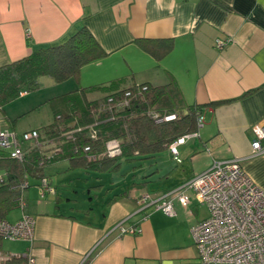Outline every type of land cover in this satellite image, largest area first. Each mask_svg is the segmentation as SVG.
Masks as SVG:
<instances>
[{
	"label": "crops",
	"instance_id": "obj_1",
	"mask_svg": "<svg viewBox=\"0 0 264 264\" xmlns=\"http://www.w3.org/2000/svg\"><path fill=\"white\" fill-rule=\"evenodd\" d=\"M83 25L107 52L82 68L83 87L96 84L93 73L108 71L107 80L132 78L129 86L164 85L175 79L188 104L221 103L203 109L205 124L199 135L179 146L185 161L194 162L193 171H184L178 164L184 159L180 156L182 161L177 162L167 150L146 161L156 167L143 173V180L135 177L138 181L130 184L129 178L121 177L115 187L108 186L109 175H101L100 183L73 186L75 197L65 196V190L46 175L54 200H38L30 209L25 198V209L8 216L12 222L23 212L35 217L33 241L16 251L2 243V250L32 253L36 264L195 261L198 250L192 227L209 216L202 217V204L193 195L187 206L172 198L174 214L169 215L155 206L140 210L141 201L161 196L209 169L214 160L233 158H242L246 172L264 189V153L252 151L253 127L264 122V0H0V66L39 47L61 43ZM217 39L229 42L218 48ZM203 151L210 162L196 171ZM143 163L137 161L135 166ZM56 164L57 171L69 169L65 160ZM155 183L167 187L153 193ZM125 219V226L133 224L135 232L122 234L115 228Z\"/></svg>",
	"mask_w": 264,
	"mask_h": 264
},
{
	"label": "trees",
	"instance_id": "obj_2",
	"mask_svg": "<svg viewBox=\"0 0 264 264\" xmlns=\"http://www.w3.org/2000/svg\"><path fill=\"white\" fill-rule=\"evenodd\" d=\"M106 54L92 31L83 25L61 43L39 47L19 60L0 66L3 122L5 106L20 97L21 92L39 89L41 77H50L56 83L70 79L77 83L75 89L51 99L65 103L69 112L55 113V121L43 132L39 130L40 144L33 142L24 147L23 160L0 148V221H10L9 214L16 208L22 209L20 198L25 200V191L32 185L31 178L37 179L40 185L47 178L44 173L47 165L65 160L69 169L118 172L124 161L145 162L164 151L172 153L171 145L178 138L199 131L198 117L203 109L221 103L188 104L175 79L164 85L145 82L127 87H120L118 80H113L104 86L109 91L106 96L91 98L89 94L93 90L103 87H83L80 83L82 68ZM127 98L128 104L119 105ZM172 113L177 115L172 121H159L155 116ZM93 133L96 135L92 136ZM112 139L117 140L121 148L120 154L115 156L106 153V144ZM85 146H90V153L84 151ZM24 183L28 185L23 187ZM4 239L0 233V253L9 257L0 264H27L26 255L10 256L2 250Z\"/></svg>",
	"mask_w": 264,
	"mask_h": 264
},
{
	"label": "built area",
	"instance_id": "obj_3",
	"mask_svg": "<svg viewBox=\"0 0 264 264\" xmlns=\"http://www.w3.org/2000/svg\"><path fill=\"white\" fill-rule=\"evenodd\" d=\"M27 36H31L30 29H27ZM228 42L229 40L217 39L216 45L218 48H223ZM27 93V91H23L21 96ZM129 94L127 93V95ZM128 103L127 98L119 105L123 106ZM155 116L159 121H172L177 117L174 113L156 114ZM204 124L205 118L202 113L198 117L199 128ZM253 130L256 139L252 143V151L253 155H258L264 153V122L255 125ZM95 135V133L92 134V136ZM198 135L199 131L186 134L171 145L176 161H182L179 146ZM39 137L38 129L18 135L15 129L3 125L0 116V148L8 150L12 157L23 160L25 150L22 143L31 140L35 144H40ZM90 150V146H85V152L90 153ZM120 152L121 148L117 140L112 139L107 142V154L115 156ZM242 161V158L214 160L209 169L194 175L161 196L142 199L140 210L147 206H155L167 214L173 215L171 199L177 198L184 206H187L191 200L190 191L200 204L209 208V216L192 227L198 258L192 262L173 264H264V189L246 172ZM27 185L28 183H24L22 186L26 187ZM40 189L41 196L54 192V188L47 178L41 181ZM20 205L23 210L27 205L23 197L20 198ZM127 221L128 219L122 220L115 227L122 234L136 231L133 224L129 227L125 226ZM35 227L36 219L25 212L15 222L0 221L1 235L13 240L33 241ZM26 256L27 264H36L32 253L26 254ZM8 257L0 253V263Z\"/></svg>",
	"mask_w": 264,
	"mask_h": 264
},
{
	"label": "rangeland",
	"instance_id": "obj_4",
	"mask_svg": "<svg viewBox=\"0 0 264 264\" xmlns=\"http://www.w3.org/2000/svg\"><path fill=\"white\" fill-rule=\"evenodd\" d=\"M93 75L94 76L91 79H93L92 81L96 83L95 85H101L103 88L93 90L89 94V96L91 98H99L106 96L109 93V91H107V89H105L104 86H108L110 81H113L114 78L111 80H107L110 79L109 77H111V74L108 71L104 72L103 74L95 72L93 73ZM106 75L107 78H105ZM40 82H41V86L39 89L34 91H29L26 95H22L18 97L17 99L11 101L5 106V112H4L5 114L3 116L4 122L3 121L2 122L3 123L7 122L9 125L15 124L16 128L15 127L11 128L8 125L7 127L10 129L15 128L18 135H22L24 132L31 131L33 129H38L40 130V132H43L44 128L51 125L55 121V113L57 111H62L64 113L69 112L68 106L65 103L64 105L61 101H59V99H56V101L53 102L51 101V99L54 97H58L64 93L70 92L72 89H75L77 87V83L73 79L62 83H56L52 78L47 76L41 77ZM118 82L120 83L119 85L120 87H127L133 83L132 78L128 80H120ZM32 143L33 141L30 140V141H24L22 144L28 146ZM206 153H207L206 151L200 152V154L202 155L199 158V160L196 162L197 164L196 171H198L200 167L202 169H206V165L210 162L209 160L210 158L207 155H205ZM164 154H170V153L167 152ZM200 154L198 156H200ZM180 156L182 157V159H184V163L182 164L178 163L179 166L180 167L184 166V171L186 170V172L188 173L190 171H193L194 169L192 168V165L194 164V162H192V160H190L189 158L188 160L185 161V156L183 152L181 153ZM136 162L137 161L135 162L124 161L121 170L119 172H110V173L105 172L106 174L102 172H97L95 170H91L89 173H86L85 169L83 168L74 169V170L67 169L64 170L63 172H60L57 171L58 170L57 166L59 164L55 163V164H49L45 167V174L51 175L50 177L53 179L54 183L58 185L60 189L65 190V192L63 193L65 196L75 197L77 195V193L75 192L76 187L73 186H75L78 182L80 183V185L86 184L88 182L94 184L100 183V181L98 180V176L102 175V177L103 176L105 177L109 175L108 186L116 185L115 187H119L118 182H119V178L121 177L129 178L128 181L131 184L137 178H139L138 180H143L144 178V175H142L143 173H146L147 171L155 170L156 167L155 164L147 166L145 161V163H143L142 165L135 166ZM124 172L125 174L127 173V175H124L123 174ZM146 178H149V176H147ZM30 182L32 184L31 187L25 191V198L29 204L28 208L33 209L35 206H37L38 200H52V199L54 200V196H52V194L49 193L46 195L45 199L44 197L41 196L40 194L41 189H40L39 181L37 179L31 178ZM62 183L64 184L62 185ZM162 186H165V184L162 185L160 183L157 184L155 183L154 185H152L153 193L156 192V189H158L159 187L162 188ZM189 193L192 195V192L189 191ZM78 194H82L81 190L78 191ZM192 197L193 199H195L194 196ZM154 198L156 197L154 196ZM14 212H16L15 213L16 216L19 215L20 213L19 209L16 208L9 215L12 216ZM200 213L202 217H207L210 214L208 206L201 205ZM26 241L29 240L26 239L13 240L11 238H5L3 240V246L5 249L16 251L20 249Z\"/></svg>",
	"mask_w": 264,
	"mask_h": 264
}]
</instances>
